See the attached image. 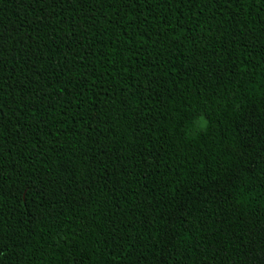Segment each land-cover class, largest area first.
<instances>
[{
    "label": "trees",
    "instance_id": "obj_1",
    "mask_svg": "<svg viewBox=\"0 0 264 264\" xmlns=\"http://www.w3.org/2000/svg\"><path fill=\"white\" fill-rule=\"evenodd\" d=\"M0 264H264V0H0Z\"/></svg>",
    "mask_w": 264,
    "mask_h": 264
},
{
    "label": "snow or ice",
    "instance_id": "obj_2",
    "mask_svg": "<svg viewBox=\"0 0 264 264\" xmlns=\"http://www.w3.org/2000/svg\"><path fill=\"white\" fill-rule=\"evenodd\" d=\"M199 114H196L194 113L193 116H192V120H194L196 123L198 124H202V120H197L196 117L198 116Z\"/></svg>",
    "mask_w": 264,
    "mask_h": 264
}]
</instances>
